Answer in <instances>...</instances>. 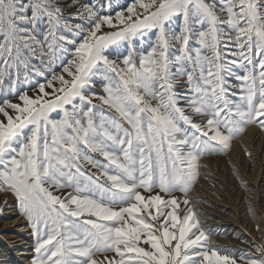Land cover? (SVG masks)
Wrapping results in <instances>:
<instances>
[{
    "label": "snow or ice",
    "instance_id": "snow-or-ice-1",
    "mask_svg": "<svg viewBox=\"0 0 264 264\" xmlns=\"http://www.w3.org/2000/svg\"><path fill=\"white\" fill-rule=\"evenodd\" d=\"M111 8L91 0L73 24L60 0H0L16 100H0V192L33 226L32 264H264L262 244H215L189 198L203 156L264 130V0Z\"/></svg>",
    "mask_w": 264,
    "mask_h": 264
},
{
    "label": "rangeland",
    "instance_id": "rangeland-1",
    "mask_svg": "<svg viewBox=\"0 0 264 264\" xmlns=\"http://www.w3.org/2000/svg\"><path fill=\"white\" fill-rule=\"evenodd\" d=\"M60 2L61 6L64 8V15L72 16L73 19L70 22L75 24L81 22L79 19L75 18V14L77 13L78 9L82 7L83 4L90 3L91 0H79L78 3L76 2V0H60ZM127 3L128 0H112V8L108 9L107 11L114 15L116 11L123 10V6ZM153 39L154 37L149 35L144 41V46L147 47L148 44L153 41ZM126 51L127 46H121L119 48L120 55H123L124 53H126ZM110 58H116V56L112 55L110 56ZM54 69L57 74L61 70L58 64L54 66ZM240 74H243L242 69L240 70ZM37 81L43 82V79L39 77H33L31 84L25 85L22 83L20 87L23 90H28L29 95H33V91L31 90V88L36 84ZM236 83V81H233V84ZM94 91L99 95H103V83L97 81L94 85ZM5 98L13 99L12 97H9L7 93L0 94V100ZM13 102H16V100L13 99ZM196 119H199V117H196ZM253 126L256 125L249 126L243 134L234 139L231 149L227 153H214L211 155H205L201 158L199 170L200 175L194 187L189 193V198L192 201L191 206H193L197 212L201 225L210 235L211 240L215 244H218L221 247L230 248L233 251H239L243 249L246 252H253L255 254L253 243L264 245V227L262 223V216L264 217V204L262 205V200L258 202V199L254 197L253 192H250L252 184L248 180H246V172L249 173V177L252 178L257 175V165L253 159V151L251 149L250 143L247 142L248 138L247 140L243 141L241 147L236 146V140L247 135L250 128ZM258 129L261 132H264V130H261L259 127ZM97 158L101 159L100 157ZM93 171L95 170L93 169ZM224 180H226L227 183L231 184L230 189H227L226 186L228 184H224ZM229 190L230 194H228ZM177 195L183 198L182 194L177 193ZM11 205H14L15 207L13 208L16 209V211H19L21 215H23L18 207L16 198L12 195V193L0 192V246L3 247V249H7V251H11V249L9 248L10 244L8 243V241L10 240L8 238V235L9 231L12 232L14 227L12 228L8 225L7 227L2 223V221L8 219V211ZM181 207L183 208V205ZM232 207H236L239 209H237V212H235ZM256 212L257 214H255ZM239 214H242L241 217H239L240 219H242L241 221L246 226L251 225V228H253L257 232V237L253 238L246 232H243L244 234L241 233L235 235L234 231L225 229V227L220 224L227 221L224 220V218L232 221V219H236L235 216H238ZM27 221V224L30 226L29 233H31V231L33 232V238L32 233L30 237L32 238V250H34V252L27 255V259L25 260V262L20 261V264H32L33 258L35 256L36 237H34L35 233L31 222L28 219ZM210 221H212L213 223H211ZM256 225L260 226L259 230H257ZM1 256L2 255H0V257Z\"/></svg>",
    "mask_w": 264,
    "mask_h": 264
},
{
    "label": "bare ground",
    "instance_id": "bare-ground-1",
    "mask_svg": "<svg viewBox=\"0 0 264 264\" xmlns=\"http://www.w3.org/2000/svg\"><path fill=\"white\" fill-rule=\"evenodd\" d=\"M247 138H248V140H247ZM244 140H247V142L250 143L251 149L253 151V159L257 165V170H256L257 175L252 178V177H249L250 174L246 172V175H247L246 180H248L252 184V186L250 188L251 189L250 192H253V195L256 199H258V202L260 200H262V205H263L264 204V132H261L257 126H253L250 128L247 135L236 140V146L241 147ZM226 180H224L225 181L224 184L227 183ZM227 184H228L226 186L227 189H230L231 184H229V183H227ZM228 192H229L228 194H230V190ZM231 192H232V190H231ZM224 197H226V196H224ZM220 200H222V199H220ZM13 207H15V206L14 205L10 206V209L8 211V214H9L8 219L2 221V223L4 225L11 226L12 228L14 227L12 232L9 231L8 238L10 240L9 239H8L9 241L6 240L10 244L9 248L11 249V251H9V250L7 251V249H3V247L0 246V255H2L0 257V264H20V261L25 262V260L27 259V255L34 252V250L29 249V247H30V244H29L30 240L29 239L31 238L30 237L31 233H29L30 226L27 224L28 221L23 215H21L19 213V211H16V209H14ZM232 209L235 212H237V209H239V208H236V207L233 208L232 207ZM204 214H206V213H204ZM255 214H257V212ZM231 215H233V214H231ZM241 215L242 214L235 216L236 219H232V221H229L228 219L224 218V220H227V221H225L224 223H220V224H222L225 227V229L234 231L235 235L241 234V233L244 234L243 232H246V233L250 234L253 238L257 237L256 236L257 232L253 228H251V225L246 226L241 221L242 219L239 218V217H241ZM219 216H221V215H219ZM210 222L213 223L212 221H210ZM262 223H263V227H264V217L263 216H262ZM219 226H221V225H219Z\"/></svg>",
    "mask_w": 264,
    "mask_h": 264
},
{
    "label": "built area",
    "instance_id": "built-area-1",
    "mask_svg": "<svg viewBox=\"0 0 264 264\" xmlns=\"http://www.w3.org/2000/svg\"><path fill=\"white\" fill-rule=\"evenodd\" d=\"M31 233H32V238H33V232L31 231ZM32 238L30 239V242H29V244H30L29 249L30 250H32V248H33Z\"/></svg>",
    "mask_w": 264,
    "mask_h": 264
}]
</instances>
